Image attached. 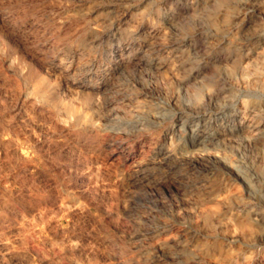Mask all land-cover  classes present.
Instances as JSON below:
<instances>
[{
  "label": "rangeland",
  "instance_id": "374dc122",
  "mask_svg": "<svg viewBox=\"0 0 264 264\" xmlns=\"http://www.w3.org/2000/svg\"><path fill=\"white\" fill-rule=\"evenodd\" d=\"M0 264H264V0H0Z\"/></svg>",
  "mask_w": 264,
  "mask_h": 264
},
{
  "label": "bare ground",
  "instance_id": "6f19581e",
  "mask_svg": "<svg viewBox=\"0 0 264 264\" xmlns=\"http://www.w3.org/2000/svg\"><path fill=\"white\" fill-rule=\"evenodd\" d=\"M150 124H151V123H150ZM181 131H182V130H181ZM130 134H132V133H130ZM144 134H145V133H144ZM124 135H125V134H124ZM142 135H143V134H142ZM193 135H194V134H193ZM195 135H196V134H195ZM180 136H181V135H180ZM190 136H191V135H190ZM128 137H130V136H128ZM142 137H143V136H142ZM118 138H119V137H118ZM120 140H121V139H120ZM129 140H130V138H129ZM134 140H135V139H134ZM122 141H123V140H122ZM119 142H120V141H119ZM195 142H196V141H195ZM202 143H203V142H201V140H200V142H197L196 145L199 146V145H202ZM129 145H130V144H129ZM204 145H205V144H204ZM127 146H128V145H127ZM127 146H126V147H127ZM151 146H152V145H151ZM115 147H116V146H115ZM201 147H202V146H201ZM201 147H200V148H201ZM122 148H123V147H122ZM114 149H115V148H114ZM126 151H127V150H126ZM184 151H186V150H184ZM148 152H149V151H148ZM117 153H118V152H117ZM119 153H120V152H119ZM142 153H143V152H142ZM163 154H164V153H163ZM125 155H126V154H125ZM165 155H167V154H165ZM165 155H164V156H165ZM179 155H180V154H179ZM181 155H182V154H181ZM181 155H180V156H181ZM132 156H133V155H132ZM146 156H147V155H146ZM120 157H121V155H120ZM124 157H125V156H124ZM143 157H144V156H143ZM156 157H157V156H156ZM174 157H175V156H174ZM176 157H177V156H176ZM183 157H184V156H183ZM204 157H205V156H204ZM204 157H201V158H198V159L195 160V161H192V164L197 166L198 163L205 162ZM177 158H178V157H177ZM185 158H186V157H185ZM120 159H121V158H120ZM123 159H124V158H123ZM160 159H161V158H160ZM165 159H166V161H168V160H173L174 158H173L172 156H166ZM165 159H164V160H165ZM180 159H181V158H180ZM183 159H184V158H183ZM188 159H189V158H188ZM186 160H187V158H186ZM183 161H184V160H183ZM189 161H191V160H189ZM189 161H188V162H189ZM153 162H154V160H153ZM159 162H160V160H159ZM168 162H169V161H168ZM174 162H175V161H174ZM170 163H171V162H170ZM186 163H187V162H186ZM148 164H149V163H148ZM150 164H151V163H150ZM164 164H165V163H164ZM175 164H176V163H175ZM190 164H191V163H190ZM179 165H182V164H179ZM183 165H184V164H183ZM5 166H6V165H5ZM145 166H146V165H145ZM147 166H148V165H147ZM153 166H154V165H153ZM159 166H160V165H159ZM148 167H149V166H148ZM155 168H156V166H155ZM159 168H160V167H159ZM168 168H170V167H168ZM140 170H141V169H140ZM143 170H144V169H143ZM179 170H180V169H179ZM179 170H178V171H179ZM174 171H176V170H174ZM135 172H136V171H135ZM136 173H137V172H136ZM140 174H141V173H140ZM245 177H246V176H245ZM138 178H139V177H138ZM137 180H138V179H137ZM79 181H80V180H79ZM140 181H141V179H140ZM144 181H145V180H144ZM153 182H154V181H153ZM156 182H157V181H156ZM160 182H161V181H160ZM182 182H183V181H182ZM182 182H181V183H182ZM138 183H139V182H138ZM147 183H148V182H147ZM150 183H151V182H150ZM143 184H144V183H143ZM152 184H154V183H152ZM173 184H174V183H173ZM188 184H189V183H188ZM140 185H141V184H140ZM171 187H172V186H171ZM171 187H170V188H171ZM150 188H151V186H150ZM158 189L160 190V188H158ZM162 189H163V188H162ZM172 189H173V188H172ZM181 189H182V188H181ZM152 190H153V189H152ZM165 192H166V191H165ZM170 192H171V191H170ZM184 192H185V191H184ZM188 192H189V191H188ZM168 193H169V191H168ZM140 202H141V201H140ZM143 205H144V204H143ZM158 228H159V227H158Z\"/></svg>",
  "mask_w": 264,
  "mask_h": 264
}]
</instances>
